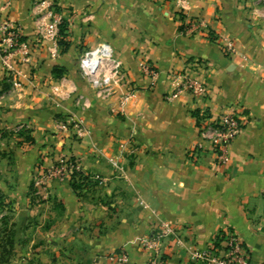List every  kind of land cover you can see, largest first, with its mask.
Masks as SVG:
<instances>
[{
	"label": "crops",
	"instance_id": "1",
	"mask_svg": "<svg viewBox=\"0 0 264 264\" xmlns=\"http://www.w3.org/2000/svg\"><path fill=\"white\" fill-rule=\"evenodd\" d=\"M52 10L65 22L67 45L59 31L43 37ZM6 15L40 44L30 64L18 65L21 88L0 103V264H118L108 255L120 251L130 257L125 264H146L145 241L163 223L173 229L162 242L163 264H205L193 251L226 231L238 234L251 264H264V4L0 0V20ZM191 19L205 26L187 32ZM217 37L233 40L236 53L226 56ZM101 42L113 46L137 88L124 114L94 97L81 75L80 57ZM185 72L207 92L168 98ZM8 83L0 55V92ZM79 94L88 106L77 103ZM235 109L245 124L217 166L198 122ZM73 120L83 121L82 135ZM20 124L22 133L14 130ZM69 158L89 176L82 190L68 177H43Z\"/></svg>",
	"mask_w": 264,
	"mask_h": 264
},
{
	"label": "built area",
	"instance_id": "2",
	"mask_svg": "<svg viewBox=\"0 0 264 264\" xmlns=\"http://www.w3.org/2000/svg\"><path fill=\"white\" fill-rule=\"evenodd\" d=\"M252 1L255 5L264 4V0ZM50 16L52 21L47 25V33L43 34V37H55L58 34L61 16L53 10L50 12ZM203 26L205 25L202 21L191 19L186 24L185 29L187 32H194ZM216 40L221 44L226 56L236 53V45L233 40L226 37H217ZM39 44L40 39L26 38L21 26L10 19L8 15L0 20V55L5 75L10 83L8 89L0 92V103L15 89L21 88V83L18 80L20 75L18 65L30 64L33 51ZM143 67L146 73L152 77L157 74L156 67L152 63L146 61ZM80 71L82 78L92 90L94 97L111 103L110 109L113 113L124 114L127 102L136 97L137 88L130 84L123 63L115 55L114 48L109 42H101L94 48L87 50L80 57ZM177 76L182 78L180 87L168 98L177 97L182 89H186L194 96H203L207 92V85L200 78L186 72L179 73ZM54 90H58V87H54ZM115 98L117 99V104L113 106ZM76 100L79 105L88 106L90 104L89 98L83 94H79ZM82 124V120H73V126L79 135L83 134ZM244 124V115L239 109L222 113L218 116L206 114L200 118L198 122L200 137L211 145L215 153L217 166H223L227 162L229 148ZM23 128L24 126L20 124L14 130L18 132ZM201 148V145H197L189 151L192 159L197 158ZM111 162L115 168H121L116 161L111 160ZM75 172H80L76 160L70 158L61 159L43 177L46 181L64 177H68L70 180L73 178L78 179V175H74ZM94 180L99 183L103 182V178L98 175L94 177ZM144 206L147 207L146 204ZM170 232H173L172 226L169 223H163L148 237L145 245L152 255L146 264H163L161 259L162 242L164 237ZM108 259L118 264H125L130 261L129 255L122 251L111 252L108 255ZM192 259L205 264H251L242 240L238 234L229 231L220 234L219 242L214 240L205 248L194 250Z\"/></svg>",
	"mask_w": 264,
	"mask_h": 264
},
{
	"label": "trees",
	"instance_id": "3",
	"mask_svg": "<svg viewBox=\"0 0 264 264\" xmlns=\"http://www.w3.org/2000/svg\"><path fill=\"white\" fill-rule=\"evenodd\" d=\"M66 29H67V27H66V25H65V22L62 21V22L59 24V33H60V35H61V37H60V39H59V43H60V45H61V44H63V45H67V42L64 41L63 38H62L63 36L66 35ZM57 70H58L57 68H54V70H53V73H54L55 76H58V75H59V73H58ZM8 84H9V83H8ZM8 86H9V85H8ZM195 113H196V112H195ZM20 132H21V131H20ZM21 133H22V132H21ZM21 133H20V134H21ZM74 175H78V179L73 178V179L71 180L72 186H73V188H74L75 190L79 191V190H82L84 187L88 186V182L90 181L88 175L83 174V172H81V171H80V172H75ZM216 241L219 242V241H220V238L217 237V238H216ZM9 243H10V241H9ZM13 248H14L13 244H12V243L9 244V249L7 250V252H8V253H12Z\"/></svg>",
	"mask_w": 264,
	"mask_h": 264
}]
</instances>
